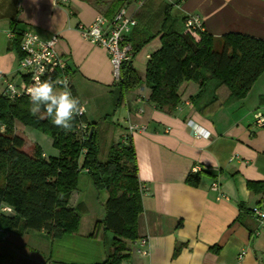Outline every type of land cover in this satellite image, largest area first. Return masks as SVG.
I'll use <instances>...</instances> for the list:
<instances>
[{
  "label": "crops",
  "instance_id": "0c3cea01",
  "mask_svg": "<svg viewBox=\"0 0 264 264\" xmlns=\"http://www.w3.org/2000/svg\"><path fill=\"white\" fill-rule=\"evenodd\" d=\"M121 8L136 21L126 38L138 41L140 33L153 37L133 63H147L161 47L163 34L188 32L184 19L189 16H198L201 32L214 38L239 33L264 40V0H71L66 6L54 0H0V96L5 82H21L10 32L31 31L43 41L57 37L72 94L85 108L84 122L96 124L97 140L98 123L118 111L123 131L115 143L129 123L146 127L129 136L142 212L137 239L126 242L128 258L122 264H264V222L251 213L264 211V128L254 126L255 115H264V75L244 98L203 113L190 102L198 91L194 83L180 86V104L171 116L148 101L145 85L127 93L122 109L116 108L118 82L109 58L81 37L78 26L87 27L99 16L109 19ZM193 127L203 131L201 137L194 136ZM41 154L47 159L58 152L51 148ZM195 167L199 171L191 175ZM78 174L67 201L80 217L78 233L52 240L42 231L21 236L2 232L5 264H103L113 236L89 235L103 220L106 193L95 191L86 171ZM189 177L195 178V187L187 183ZM248 182L261 183V193L249 191Z\"/></svg>",
  "mask_w": 264,
  "mask_h": 264
},
{
  "label": "trees",
  "instance_id": "16d2710c",
  "mask_svg": "<svg viewBox=\"0 0 264 264\" xmlns=\"http://www.w3.org/2000/svg\"><path fill=\"white\" fill-rule=\"evenodd\" d=\"M152 38L143 33L137 35L138 41L126 38L130 59L119 68L116 108L123 105L128 92L145 85L150 89L148 101L160 113L171 116L180 104V86L194 83L198 91L190 102L197 113H203L244 98L264 75V40L239 33L214 38L209 33L188 31L163 34L161 47L149 57L141 77L134 69L133 57ZM18 41L16 36L10 50L20 61ZM58 76L56 72L48 79L55 81ZM30 107L26 98L10 101L0 96V124L5 126V132L0 134V231L18 236L42 231L52 240L77 234L80 217L67 201L76 190L78 173L86 171L95 191L106 193L103 220L95 224L89 237L102 238L101 234L111 233L113 239L103 264H122L128 258L126 242L137 239V219L142 212L135 153L129 137L111 145L106 161L100 162L96 124H86L84 114L76 117L70 132H65L49 119L33 116ZM80 124L92 131L90 142L82 141L77 133ZM19 127L49 135L57 157L45 159L37 147L31 155L26 154L22 149L24 139L14 132ZM187 183L196 186L194 177H189ZM247 188L259 194L262 184L248 182ZM3 207L11 209L12 214L2 212ZM241 218L240 213L237 221L241 222ZM0 264H5L1 258Z\"/></svg>",
  "mask_w": 264,
  "mask_h": 264
},
{
  "label": "built area",
  "instance_id": "2783aa9c",
  "mask_svg": "<svg viewBox=\"0 0 264 264\" xmlns=\"http://www.w3.org/2000/svg\"><path fill=\"white\" fill-rule=\"evenodd\" d=\"M54 1L59 6H66L71 0ZM184 25L188 31H202V25L198 16L187 17L184 19ZM135 27L136 21L126 14L124 8H121L111 19L99 16L87 27L78 26V31L85 41L102 48V50L106 52L112 66V75L117 82L120 80L118 76L121 63L125 61L128 62L130 59V46L125 44V40L127 35L130 34ZM16 36L19 40V51L22 54V58L18 64V69L21 73V82L19 84L5 82L2 93L5 98L10 101L20 98L30 100L27 89L33 84L34 77L39 76L41 80H45L56 72L59 73L56 79L66 78L69 81V87H71L66 62L61 58L56 49L57 37H52L48 41H43L37 34L31 31H25L20 34L10 32L9 40L12 41ZM40 66L44 68L43 74L39 72ZM57 88H60V86H57ZM82 115L77 117H81ZM254 126L257 128H264V115H255ZM191 129L196 138L202 136L203 131H200L199 128L193 127ZM125 130L126 134L120 142H123L126 136L129 137L134 133H143L146 127L129 123ZM76 131L82 141L89 139L91 131H89L86 126L80 124L77 126ZM4 132L5 126L0 124V134ZM198 171L199 168H192L191 175L198 173ZM213 188H216L215 183ZM1 211L6 212L7 208L3 207ZM252 214L257 222L260 224L264 222V211L257 210L256 208L252 210ZM0 233L2 232L0 231Z\"/></svg>",
  "mask_w": 264,
  "mask_h": 264
},
{
  "label": "clouds",
  "instance_id": "9594fccd",
  "mask_svg": "<svg viewBox=\"0 0 264 264\" xmlns=\"http://www.w3.org/2000/svg\"><path fill=\"white\" fill-rule=\"evenodd\" d=\"M39 72L43 74V66H40ZM27 93L30 97V113L38 116L43 111L46 115L39 116L40 119H49L55 127L65 132L73 129L76 117L85 111L79 97L72 94L66 78L53 81L35 76Z\"/></svg>",
  "mask_w": 264,
  "mask_h": 264
},
{
  "label": "rangeland",
  "instance_id": "374dc122",
  "mask_svg": "<svg viewBox=\"0 0 264 264\" xmlns=\"http://www.w3.org/2000/svg\"><path fill=\"white\" fill-rule=\"evenodd\" d=\"M141 50V49H140ZM139 50V51H140ZM139 51L136 53L138 54ZM133 63V62H132ZM145 65L146 63L144 62L143 64L135 62L133 63L134 69L136 70V72L142 76L144 69H145ZM140 89V88H138ZM137 89L131 91V92H136ZM131 92H128L131 93ZM120 109H122L121 107H119ZM119 109V110H120ZM120 112L118 111L117 114L115 116H111L109 114V116L106 118V120H102L98 123V129H97V135H98V160L100 162H104L106 161L108 152L110 150L111 145H113L115 143V141L118 138V134L119 132L123 131L121 129V127L123 126V120H121L120 123H118V116ZM44 113H40L38 114V116H44ZM126 130H124L125 132ZM15 134L19 135L20 137L24 138V142H25V146L23 149V151L28 154L31 155V153H33L35 151V147L40 149V152H45L48 153L49 150L52 148H50V144H52L51 139L49 138V135H47L44 132L38 131V130H34L32 128L29 127H23V129H21V127L16 128L15 129ZM76 140L78 139V136L75 135ZM54 149V148H53ZM102 194V193H101Z\"/></svg>",
  "mask_w": 264,
  "mask_h": 264
},
{
  "label": "water",
  "instance_id": "95a60500",
  "mask_svg": "<svg viewBox=\"0 0 264 264\" xmlns=\"http://www.w3.org/2000/svg\"><path fill=\"white\" fill-rule=\"evenodd\" d=\"M91 138H92V131L89 134V139H88L89 142L91 141Z\"/></svg>",
  "mask_w": 264,
  "mask_h": 264
}]
</instances>
